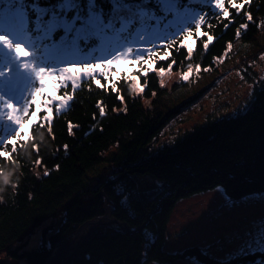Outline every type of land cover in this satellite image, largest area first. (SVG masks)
Wrapping results in <instances>:
<instances>
[{
    "label": "trees",
    "instance_id": "obj_1",
    "mask_svg": "<svg viewBox=\"0 0 264 264\" xmlns=\"http://www.w3.org/2000/svg\"><path fill=\"white\" fill-rule=\"evenodd\" d=\"M58 2L38 0L41 7L48 8ZM85 2L81 0L82 4ZM96 2L107 18L112 7L109 0ZM191 7L206 12L209 17L216 11L199 3ZM145 8L155 11L157 16L163 15L155 0ZM246 10L253 15V22H247L243 13L236 14L232 9L233 22L227 29L224 23L228 21L217 24L211 19L214 28L209 34L214 41L206 52L197 40L190 61L185 59V49L177 52L171 48L167 49L171 58L158 61L154 67L168 70V63L175 59L171 71L177 74L186 71L188 63L217 72L221 62L214 58L220 57L222 61L221 54L228 42L233 47L254 42L264 32V28L258 27L264 21V0H251ZM245 22L248 28L237 39L236 29ZM116 26L119 28V23ZM137 29L147 41L161 37L156 40L159 55L167 43L164 37L176 30L164 31L161 25L159 29L145 31L137 22L127 39L126 34H121L119 39L110 34L106 40L93 39L87 45L81 42L80 46L85 52L109 45L152 47L137 39ZM61 35L62 32L55 33L53 40L59 41ZM54 55L77 58L71 51ZM120 67L128 70L129 66ZM140 83L145 84L143 76ZM181 85L174 82L170 88L162 86L158 72H150L140 95L133 93L126 83L118 84L124 96L121 103L115 93L82 82L70 107L54 116L51 135L46 130L35 134L39 154L29 146L19 152L15 165H5L11 183L7 186L0 183L3 189L0 191V259L15 264H48L57 249L71 241L82 225L108 214L114 221L98 225L60 264H175L188 259L220 264L212 246H193L181 253L166 251L168 226L176 204L193 196L217 188L233 202L264 194V81L255 93L252 106L244 113L194 127L174 143L153 150L152 143L169 124L171 116L180 112L177 108L164 116L159 108L164 93ZM68 90L71 92L70 85ZM98 102L105 106L103 117ZM69 122L73 125L71 132ZM11 132V126L0 122V135ZM38 229V244L30 249ZM231 264H264V251L245 250L244 254L235 255Z\"/></svg>",
    "mask_w": 264,
    "mask_h": 264
},
{
    "label": "snow or ice",
    "instance_id": "obj_2",
    "mask_svg": "<svg viewBox=\"0 0 264 264\" xmlns=\"http://www.w3.org/2000/svg\"><path fill=\"white\" fill-rule=\"evenodd\" d=\"M150 2L109 0L112 7L105 18L104 10L97 5L96 0H86L84 4L81 0H59L53 8L41 7L38 0H32L31 3L28 0H0V122L12 128L11 133L0 135V183L5 186L11 183L10 175L5 174V165H15L20 151L31 146L39 154L35 134L46 130L51 135L54 116L70 107L82 82L115 93L116 98L124 103L118 84L126 83L136 95L143 93L149 73L157 72L154 67L156 63L171 58V52L167 49L175 48L177 52L185 49V59L190 61L196 41L200 40L206 52L214 41L213 35L209 34L214 28L211 19L214 18L217 24L228 21L224 23L225 29L233 22L230 9L235 10L236 14L243 13L247 22H253L254 19L251 12L246 10L251 0H155L162 16L145 8ZM195 3L213 7L216 10L213 17L191 7ZM149 21L156 23L152 25ZM137 22L145 31L159 29L161 25L164 31L176 29L164 37L167 43L163 45L162 55L158 54L156 43L161 37L158 35L156 40L147 41L139 29L135 33L137 39L152 47L109 45L90 48L85 52L80 46L81 42L87 45L93 39L106 40L110 34H115L117 39L121 34H126L124 38L127 39L133 34L130 29ZM247 22L236 29L237 39L247 30ZM258 27L264 28V21ZM57 32H62L59 41L53 40ZM232 49L233 44L228 42L221 56L228 57ZM68 51L77 58L64 59L54 55ZM260 59L264 60V56ZM214 60L222 62L220 57ZM175 63V59L168 63V71ZM122 64L128 65V70L120 67ZM194 70L199 73L201 68L196 65L194 69L193 64L188 63L181 80L188 81ZM165 74V68L160 67L158 75L163 77ZM141 76L145 79L144 85L140 83ZM69 85L71 92L68 90ZM97 108L103 117V103L98 102ZM68 128L71 132L73 125L70 122ZM255 225V234L246 233L252 236V240L241 246L239 254L254 247L264 251V221H257ZM235 255L229 254L220 264H231Z\"/></svg>",
    "mask_w": 264,
    "mask_h": 264
},
{
    "label": "rangeland",
    "instance_id": "obj_3",
    "mask_svg": "<svg viewBox=\"0 0 264 264\" xmlns=\"http://www.w3.org/2000/svg\"><path fill=\"white\" fill-rule=\"evenodd\" d=\"M262 56L264 32L254 42L234 46L230 55L222 59L217 72L201 70L197 73L194 70L188 81H182L183 72L177 74L165 70L166 74L160 77L162 86L170 88L174 82L183 85L164 93L159 108L164 116L177 108H180V112L171 116L169 124L152 143V149L174 143L194 127L209 121L234 117L248 110L253 104L256 91L261 89V82L264 81V60L260 59ZM156 69L158 72L159 68ZM263 220L264 194L233 202L225 196L221 188H217L176 204L168 226L165 250L181 253L193 246H212L217 258L222 260L229 254H239L241 246L252 240V236L246 233L255 234V222ZM92 232V229H88L82 240L89 238ZM36 236L39 241L40 229ZM37 241L29 248L37 246ZM72 250L74 249H70L67 255ZM56 254L48 264L53 262ZM175 264L203 263L188 259L179 260Z\"/></svg>",
    "mask_w": 264,
    "mask_h": 264
},
{
    "label": "water",
    "instance_id": "obj_4",
    "mask_svg": "<svg viewBox=\"0 0 264 264\" xmlns=\"http://www.w3.org/2000/svg\"><path fill=\"white\" fill-rule=\"evenodd\" d=\"M114 220L111 218V217H109L108 215H105V216H103L102 218H100V219H97V220H93V221H89V222H87V223H85V224H92V225H95V228L98 226V225H100V224H105V223H109V222H113ZM84 224V225H85ZM84 225H82V226H84ZM82 226L77 230V232H76V235H75V238H76V236L78 235V232H79V230L82 228ZM94 228V229H95ZM126 229L128 230V231H130V229H129V227H127L126 226ZM92 234H93V232H92ZM74 240L75 239H73L70 243H68L67 245H64V246H62L60 249H63V248H65L66 249V252H65V254H64V256H66L67 255V253H68V251L70 250V249H76V248H78L80 245H81V243L83 242V240H81V241H79L77 244H74L73 246H71V243H73L74 242ZM60 249L58 250V251H60ZM69 255V254H68ZM67 255V256H68ZM63 256V257H64ZM66 256V257H67ZM61 258V260L57 263V264H60L61 263V261L64 259V258ZM0 264H14L13 262H10L9 260H5V259H0Z\"/></svg>",
    "mask_w": 264,
    "mask_h": 264
},
{
    "label": "bare ground",
    "instance_id": "obj_5",
    "mask_svg": "<svg viewBox=\"0 0 264 264\" xmlns=\"http://www.w3.org/2000/svg\"><path fill=\"white\" fill-rule=\"evenodd\" d=\"M94 228H95V225H92V224H85L84 226H82V228L79 230L78 235L76 236L74 242L71 243V246H73L74 244H77L79 241H81L85 237L88 229H90V230L92 229L94 231ZM36 241H37V239L34 238L32 243L35 244ZM65 252H66L65 248L60 249V251H58V253L55 255L54 260H53V262H51V264H57L61 260V258L64 256Z\"/></svg>",
    "mask_w": 264,
    "mask_h": 264
},
{
    "label": "clouds",
    "instance_id": "obj_6",
    "mask_svg": "<svg viewBox=\"0 0 264 264\" xmlns=\"http://www.w3.org/2000/svg\"><path fill=\"white\" fill-rule=\"evenodd\" d=\"M0 191H3V189H2V188H0Z\"/></svg>",
    "mask_w": 264,
    "mask_h": 264
}]
</instances>
